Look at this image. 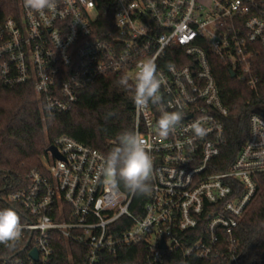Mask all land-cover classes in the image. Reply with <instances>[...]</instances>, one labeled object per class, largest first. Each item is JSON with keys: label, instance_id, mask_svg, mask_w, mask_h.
Segmentation results:
<instances>
[{"label": "built area", "instance_id": "2783aa9c", "mask_svg": "<svg viewBox=\"0 0 264 264\" xmlns=\"http://www.w3.org/2000/svg\"><path fill=\"white\" fill-rule=\"evenodd\" d=\"M105 4L113 23L103 30ZM18 9L0 22V78L10 88L33 86L46 117L70 112L81 92L111 75L134 84L149 59L162 105L134 104V131L153 158L144 202L112 187L100 151L61 136L51 144L61 158L48 152L28 187L6 198L24 230L14 247L0 244V264H242L237 230L264 175L256 158L264 144V0H57L41 13L18 0ZM219 61L263 99L226 170L230 109ZM161 107L183 114L166 138L157 129ZM197 119L203 138L190 127Z\"/></svg>", "mask_w": 264, "mask_h": 264}, {"label": "trees", "instance_id": "16d2710c", "mask_svg": "<svg viewBox=\"0 0 264 264\" xmlns=\"http://www.w3.org/2000/svg\"><path fill=\"white\" fill-rule=\"evenodd\" d=\"M111 8L105 4L98 28L106 30L112 25ZM18 15V0H0V22ZM215 74L225 105L230 109L226 120L228 145L220 169L226 170L246 143L249 117L263 99L232 78L224 62H217ZM122 76L100 80L80 93L70 112L52 118L43 114L33 86L10 88L0 78V209L17 211L7 204L8 194L28 187V174L42 168V158L49 156L48 147L59 137L73 138L106 157L118 146L122 132L134 131V91L120 85ZM129 84L134 85L130 78ZM260 179L258 195L237 230L242 264H264V175ZM120 188L131 194L122 184ZM144 198L145 194L135 195L134 203H142ZM58 255L68 256L66 251Z\"/></svg>", "mask_w": 264, "mask_h": 264}, {"label": "clouds", "instance_id": "9594fccd", "mask_svg": "<svg viewBox=\"0 0 264 264\" xmlns=\"http://www.w3.org/2000/svg\"><path fill=\"white\" fill-rule=\"evenodd\" d=\"M26 10L41 13L45 10H54L57 0H23ZM157 65L147 60L138 65L134 85L129 84V77L125 74L120 78V85L134 91L133 101L137 108L146 107L149 103L161 106L162 82L157 75ZM258 118V117H257ZM183 119L181 111H166L161 107V115L157 121L158 135L168 137ZM191 130L197 138L207 135V129L197 119L191 124ZM119 144L112 149L104 159L100 169L101 174L109 179L115 189L120 185L129 193L144 195L151 191L153 179V158L148 150L147 142L132 130L122 132ZM256 158L264 160V144L256 151ZM24 225L20 216L12 208L0 209V244L14 247L22 236Z\"/></svg>", "mask_w": 264, "mask_h": 264}, {"label": "water", "instance_id": "95a60500", "mask_svg": "<svg viewBox=\"0 0 264 264\" xmlns=\"http://www.w3.org/2000/svg\"><path fill=\"white\" fill-rule=\"evenodd\" d=\"M230 76L233 78V77H234V74H233V73H230ZM47 152L52 153L56 158H61V156H60L59 153H58L57 148H56L55 146H53V145H51V146L48 147ZM32 255H33L34 257H36V252L34 251V252L32 253Z\"/></svg>", "mask_w": 264, "mask_h": 264}, {"label": "rangeland", "instance_id": "374dc122", "mask_svg": "<svg viewBox=\"0 0 264 264\" xmlns=\"http://www.w3.org/2000/svg\"><path fill=\"white\" fill-rule=\"evenodd\" d=\"M203 2L206 3V0H203ZM42 161H43V163H46V162H47V158L44 156V157L42 158Z\"/></svg>", "mask_w": 264, "mask_h": 264}]
</instances>
